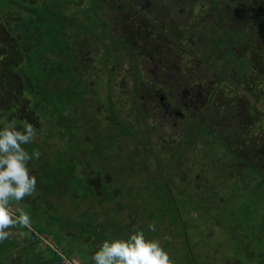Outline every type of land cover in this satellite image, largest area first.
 Here are the masks:
<instances>
[{
    "label": "flooded vegetation",
    "instance_id": "af4514ba",
    "mask_svg": "<svg viewBox=\"0 0 264 264\" xmlns=\"http://www.w3.org/2000/svg\"><path fill=\"white\" fill-rule=\"evenodd\" d=\"M33 1L37 3L38 0ZM44 1L50 13L58 9V12H54L69 17L72 22L80 21V27L76 30L72 26L59 27L61 33H57L55 38L60 36L64 41L59 49L41 50L42 56L28 61L37 76L38 70H44V82L41 84L38 79L36 86L37 90L48 95L49 99L45 100L47 107L52 95L58 96L60 103L65 105L63 91L67 87L63 83L66 80H69L68 86L78 90L82 80L76 78L72 69L82 67L79 69L83 71L82 74L92 71L90 81L83 80L92 87L94 78L101 77L98 73L100 68L94 66L100 67L102 64L103 68H108V76H104L108 80L116 65V51L124 49L129 53L127 59L132 64L129 80L126 81L133 90L129 109L141 125L142 122L147 125L150 117L163 120L173 128L178 127L177 122H183L184 127H188V135H192V130L201 131L205 136L202 143L208 142V151L215 152L217 157L224 155L230 164L237 165L234 166L236 169H239V162H232L231 153H238L239 147L250 150L261 142L259 136L254 135L253 139L250 134L252 131L264 133V123L260 127V121L264 122V0ZM69 8L73 10L69 11ZM19 31L21 29L16 28L5 32L0 26V128L13 119L17 121L18 128L19 123L22 125L26 120L34 125L36 133H40L44 119H40L30 109L32 99L28 98L29 92L24 86L28 84L30 88V81L21 72L17 61L19 53L29 48L22 41L27 40L26 33L23 35ZM36 38L35 35V47L40 45V42L36 43ZM67 51L69 56L66 55ZM81 53L83 57L80 59ZM113 61L114 64L109 66ZM85 94L87 92L78 94L66 109L62 106L65 116L62 125L71 132L69 137H63L75 140V146L70 148L79 147L73 131L83 132L84 127L94 128L92 112L94 108L97 109L96 113L99 112L97 103L88 104L89 110L81 112L78 106L86 102ZM111 95L112 91L106 97L105 111L108 118L115 121ZM70 105L76 109L73 110ZM69 110H72L70 114L71 117L75 115L74 118L66 115ZM78 110L80 115L76 117ZM71 119L77 122L75 127L68 123ZM213 126L218 132L213 130ZM122 132L129 134L130 130L123 127ZM47 133L46 130L42 134ZM104 133L100 131L103 143L108 140ZM191 141L189 145L194 146L196 140ZM98 144V140L95 141L93 148H98ZM242 153L245 154L244 151ZM251 157L254 160L255 156ZM84 158L85 161L93 162L89 154ZM215 160L216 164L222 166L218 158ZM233 171H229L231 176L234 175ZM83 172L82 177L76 179L102 180L101 173L93 176L85 175L87 171ZM67 176L63 174L60 179ZM69 176L73 177V172ZM38 191L22 202L24 210L31 217V229H18L25 233L22 242L18 243L15 237L5 241L11 243L12 252L6 261L1 259L0 264L3 261L20 264V256L15 254L19 249L33 250L41 264H86L78 257L83 255L81 249L77 248L81 254L77 255L76 246L67 241V236H71L68 229L53 225L36 211L45 205L33 203L39 197ZM52 191L54 194L69 195L70 189L59 182ZM10 206L15 208L16 203L11 202ZM119 221L122 220L119 218ZM133 221L131 219L123 224L131 225ZM20 255L23 256V252Z\"/></svg>",
    "mask_w": 264,
    "mask_h": 264
},
{
    "label": "rangeland",
    "instance_id": "374dc122",
    "mask_svg": "<svg viewBox=\"0 0 264 264\" xmlns=\"http://www.w3.org/2000/svg\"><path fill=\"white\" fill-rule=\"evenodd\" d=\"M48 8L44 0H38L37 3L33 0H0V26L5 32L17 28L21 29L19 32L23 35L26 33L27 40L22 41L27 43L29 48L19 53L17 61L21 72L30 81L31 89L28 84L24 85L29 92L28 98L32 99L30 109L40 119H44L41 131L37 132L34 142L23 145L30 154L35 150L42 154L39 160L29 163L30 173L37 178V186L40 187H46L43 185L45 177L42 172L49 175L50 172L58 173L59 178L63 174H68L67 177L60 179L67 189L73 180L82 177L83 171H87L85 175L101 173L102 182L109 184L107 191L118 193L114 194L116 196L112 201H105L107 192L96 189L94 179L90 181L94 183L92 189L96 199L83 197L73 202L75 199L69 195L53 193L54 197H51L50 201L59 212H62L59 214L61 220L66 221V218L70 219L73 214L77 215V220H82L86 217V212L96 213L95 211L102 208L108 215L111 214V218L115 216L120 218L122 223L134 219L131 225L141 228L147 239H159L174 264H264V133L252 131L250 134L252 138L257 135L261 142L250 150H242L239 147L245 153L243 158L250 164L249 156H255L252 163L257 171L249 170L246 164H242L245 161L241 159L239 169H236L224 155L217 157L215 152L208 151V142L205 144L200 140L205 137L201 131L192 130L194 133L192 136L196 140L194 146L185 148L184 151L181 147L178 153L181 140L188 133V127L185 128L183 122H177L178 127L173 128L163 120L150 117L147 125L142 122V126L129 109L133 90L126 81L129 80L132 64L127 59L129 53L124 49L116 51V65L108 80H106L108 68H103L102 64L100 67L94 66L100 68L98 73L101 77L93 72L96 77L92 87L83 82L84 79L90 81L92 71L82 74L83 71H79L82 67L72 69L76 78L82 80L78 90L75 91L71 85L68 86L69 80H66L63 83V86L67 87L63 91L65 105L60 103L58 96L52 95L50 105L47 107L45 100L49 99L48 95L36 89L38 79L41 84L44 82V70H38L37 76L34 67H30L28 61L34 59L35 55L37 59L40 49L57 50L64 44L60 36L55 38L57 33H61L59 27L72 26L75 30L80 27V21L72 22L69 17L65 18L54 12H58V9L50 13ZM72 10L69 8V11ZM35 35L36 43L40 42L37 47L34 43ZM85 52L84 50L83 53ZM66 55H70L68 51ZM82 57L81 53L80 59ZM109 64L112 66L114 61ZM41 84L39 85L42 87ZM111 91L115 121L109 119L105 111L106 97L108 98ZM82 92L87 94L84 97L86 102L78 106L81 112L88 111L89 105L95 103L99 112H95L96 108L92 112L95 119L94 128L84 127L83 132L73 131L79 147L70 148L75 146V140L64 138L69 137L71 132L67 126L62 125L65 117L62 106L66 109L69 102L74 101ZM89 98H92L91 101ZM71 107L73 110L76 109L74 105ZM80 110L77 111L76 117L80 115ZM71 111L69 110L66 115L74 118L75 115L71 117ZM260 122V127H263L264 122ZM68 123L74 127L77 124L72 119ZM207 126L211 127L209 124ZM22 127L23 125L19 123L18 129L22 130ZM123 127L129 129L130 133H123ZM214 127L213 130L216 129L218 132ZM46 130L48 133L42 134ZM100 131L105 132V137L108 136V143L107 141L103 143ZM97 140L99 144L95 149L93 147ZM218 150L224 153L222 148ZM88 154L93 162L85 161L84 157ZM217 158L222 166L216 164ZM82 159L84 160L81 161ZM160 168H163L165 174H159ZM229 171H233L234 175L231 176ZM71 172L73 177L69 176ZM162 176L170 178L172 200L168 196L169 192L159 189ZM233 185L239 190L227 189ZM83 190L87 191L85 188ZM175 201L177 206L179 205L178 210L173 205ZM97 206L99 208L95 209ZM145 211L148 219L145 217ZM153 222L156 225L155 232L148 229V225ZM165 235L171 237L170 242L163 239ZM10 252L11 243L4 242V246L0 247V260L6 261ZM15 252L20 256V264H31L33 261L34 264H41L33 250L19 249ZM21 252L23 256L20 255ZM21 257L25 259L22 260ZM5 261L2 263L9 264V261Z\"/></svg>",
    "mask_w": 264,
    "mask_h": 264
},
{
    "label": "clouds",
    "instance_id": "9594fccd",
    "mask_svg": "<svg viewBox=\"0 0 264 264\" xmlns=\"http://www.w3.org/2000/svg\"><path fill=\"white\" fill-rule=\"evenodd\" d=\"M22 125V130L18 129L13 119L0 128V243L13 237L22 242L25 233L18 229L32 227L22 202L37 191V178L31 175L28 165L42 154L39 150L30 154L23 147L34 142L37 133L28 121ZM11 202L16 203L15 208ZM148 229L155 232V223H150ZM163 239L171 241L167 235ZM90 259L93 264H174L161 241L146 239L142 230H134L126 239L104 240Z\"/></svg>",
    "mask_w": 264,
    "mask_h": 264
},
{
    "label": "trees",
    "instance_id": "16d2710c",
    "mask_svg": "<svg viewBox=\"0 0 264 264\" xmlns=\"http://www.w3.org/2000/svg\"><path fill=\"white\" fill-rule=\"evenodd\" d=\"M38 55L40 56L43 55L41 49ZM41 61H40V64L42 65ZM36 89H38V86H36ZM189 133H192V132H189ZM191 140H195V137L187 134L184 137V139L181 140L180 150H181V147L184 151L186 147L190 146L189 143L192 142ZM200 140H205V137L200 138ZM243 155L245 154H243L242 150L239 149L238 153H236V151H234V153H231L230 158L233 157L232 162L235 164L239 162V159L244 160L245 163L244 162L243 163L248 166L249 170L257 171L256 168H253L252 157L249 158L252 164L251 166V164L245 158H243ZM235 166L237 167V165ZM163 173L165 174V171H163V168H160L159 174H163ZM42 174L45 177L43 185L46 187H40L38 185L39 187H37V189L40 192L38 193L39 197L35 199L33 203H35L37 206H40L43 203H45V205L43 207H40L36 211L43 217V219L45 218L49 219L48 221L52 222L53 225L56 224L59 228L64 227L66 230L68 229V232L70 233L71 236H67L68 238L67 241L69 243H72L71 245L76 246L75 250H77V248L81 249V252L83 253V255L80 254V250H77L78 252L77 255L80 254L81 256L78 255V257L84 260V262H87L86 264H93L90 257L95 253V251L98 250V246L102 244L104 240H112L115 238L126 239L127 236L134 230H141V228L135 227L133 225L123 224L122 222L119 221V218L116 216L115 218H111V214L108 215L105 209L99 208L98 206L95 208V209L99 208L98 211H95L96 213L86 212L85 213L86 217L82 220L81 219L77 220L76 218L77 215H74V214L70 219L66 218V221L61 220V216L59 214H62V212L61 211L59 212L58 208L56 206H53L51 201L50 202L46 201V200H51V197H54V194H53L54 191H52V188L55 187L56 183L60 182L59 175L58 173H54V172L53 174L52 172H50V175L47 173L45 174L44 172H42ZM95 182H96V189H102V191L107 192V194H105L106 195L105 201H112L114 197L118 194L117 192L109 193L107 191L109 184L108 183L104 184L101 179L95 180ZM93 185L94 183L90 180H87L86 178L82 180L75 179L73 180V183L70 185V188H69L70 191H68L69 197H72L75 199V200H72L73 202H76L83 197L85 198L93 197L94 199H96L95 195H93L94 194L93 189H92L94 188ZM227 186H228V183H227ZM171 187H172V183L170 182V178H165L164 176H162L161 182L159 183V189L169 192L168 196L172 200L173 193H172ZM232 187L237 188L236 185H233ZM84 188L87 189V191H84L83 190ZM47 189L48 191L51 190L50 192L52 193L50 194V192H46L45 190ZM181 201L183 202V199H181ZM173 205L178 210L179 205L177 206L176 201L173 203ZM146 213L147 212L145 211V217L147 218ZM100 218H102V220ZM104 220L108 222H104ZM58 232H60V229L58 230ZM60 237H63V236H60ZM58 242H60V240H58ZM69 243L68 245H70ZM57 258L59 259L60 257H57Z\"/></svg>",
    "mask_w": 264,
    "mask_h": 264
}]
</instances>
